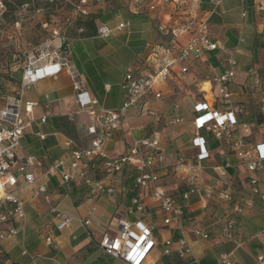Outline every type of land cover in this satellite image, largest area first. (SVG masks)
Listing matches in <instances>:
<instances>
[{
  "label": "crops",
  "instance_id": "0c3cea01",
  "mask_svg": "<svg viewBox=\"0 0 264 264\" xmlns=\"http://www.w3.org/2000/svg\"><path fill=\"white\" fill-rule=\"evenodd\" d=\"M113 3L119 4L126 15L125 18H121L120 15L114 13L112 17L116 19V23L118 20H127L130 25L122 32L101 39L96 36L97 26L101 22H108L111 26L116 24L112 25L111 20L108 19L111 16L104 14V10ZM145 3L143 0L142 7L136 13L128 9L129 4L126 0H104L101 4L91 7L90 15L84 20H93V30L90 34L76 39L69 48L68 57L71 59V66L77 71L89 96L98 101V107L116 109L121 106L123 95L119 87L123 76L134 70L136 66L140 64L143 66V63L137 61L144 58L148 49L158 45L156 43L158 23L163 19L168 20L166 25L177 29L172 18L169 21L164 15L168 9L150 13ZM198 8L202 10L198 16L201 19L208 18L211 40L216 42L221 49L205 52L198 60L173 65L167 82L158 87L162 99L154 101L148 98L144 101V107L153 115L141 116L136 110H129L126 118L122 120L121 128L115 131L107 142L106 150L110 156L114 157L125 153L135 140L158 138L160 148L165 154V164L157 169L159 185L179 202H181V194L186 190V183L185 187L171 188L165 184L162 177L168 171L170 160L174 159L177 163L179 159H182L179 154H175L176 151L185 149L191 154V159L186 160L185 163L195 168L199 188L197 194L190 196L187 202H182L184 213L181 225L161 227L159 225L160 216L154 205H148L143 215L129 217L130 220L138 219L148 224L159 225L155 231L157 248L145 264H220L221 255H227L230 264H256V257L264 254V201L257 196L252 197V206L246 207L242 215H237L232 212L231 204L204 196L205 189L228 188L236 202H243L251 198L249 178L252 174L240 165L231 150L229 141H215L206 134L207 132L202 137L206 140L205 148L208 156L205 160L198 159L199 149L192 142L194 138L192 122L195 116L192 106L199 99L198 93L188 95L187 128L170 144L164 142L157 132L150 135L144 132L149 122L158 121L164 114L165 110L161 109V105L171 99L172 94L169 92L171 84H176L179 89L184 81L191 83L200 73L207 72L211 74V78L220 74L222 71L220 64L225 61L229 52L234 53L238 65V74L231 83L234 84V90L230 89L231 84L229 86L232 96L235 95L238 90L235 86L236 80L240 77L237 83L243 85L247 76L246 73H240L242 65L240 62L248 61L244 57H249L245 47L237 48L238 35L243 34L247 46L254 48L259 40L264 38V0H220L217 5L200 0ZM243 12L246 14L245 18L241 17ZM72 30H68L67 34L74 32ZM149 30L155 32L152 37ZM185 37L179 35L178 40L182 43ZM57 42L56 38L53 43ZM161 43L162 41L159 44L160 54L168 59L173 58L175 51L169 48V43L167 42L166 45ZM140 48L144 50L142 57L137 55V50ZM120 53H123V58H125L121 66L110 67L108 57L118 56ZM208 64L216 68L214 73L207 71ZM184 66L187 68V73L181 74L180 69ZM212 86L215 95L216 84L212 82ZM69 89L71 92H66ZM25 99L35 103L31 113L33 122L25 130L20 147L15 151L16 155H32L42 162V166L34 168L33 173L38 183L47 182L49 200L61 213L73 219L90 218V229L94 239H99L105 233L115 234V221L119 216H125V209L129 206L130 198L133 196L132 181L123 193L125 189L121 185L120 175L133 169L124 167L119 174L101 178L104 184L113 187L114 192L111 196H90L89 189L79 182L74 183L75 192L71 194L69 191L73 186L63 185L58 175L47 176L46 173L55 162L65 159L71 150H85L90 147L86 128L92 124V121L85 112L75 113L72 81L66 71L37 82L26 93ZM3 102L4 100L0 98V107ZM48 102H50L49 107H47ZM218 108L223 107L218 106ZM43 116H46V120L40 123L39 119ZM236 116L240 123H246L240 119L239 111ZM189 126L191 130H188ZM187 133L190 138L183 145L179 144V140ZM263 139L264 136L261 135L251 136L249 140L257 143ZM66 144L69 146L66 147ZM205 169L211 171L205 172L203 171ZM222 169L225 170L226 175L220 177L219 173ZM256 176L259 179V191L264 193V171ZM79 186L83 189L80 192ZM147 192L145 191L144 195ZM14 195L24 203L25 230L16 237L0 241V264H30L29 258L21 254L23 249L35 257L36 264H121L90 244L75 220L71 221L68 227L57 231L53 226L48 205L41 196L34 195L31 186H23L16 190ZM228 223L233 224L230 238L225 235ZM195 229L206 232L208 240L195 238L193 236ZM45 237L51 238L50 246H46ZM181 237L190 243L192 257L196 262H192L190 256L179 258L175 253L167 256L162 254V243L165 240L170 239L176 242Z\"/></svg>",
  "mask_w": 264,
  "mask_h": 264
},
{
  "label": "built area",
  "instance_id": "2783aa9c",
  "mask_svg": "<svg viewBox=\"0 0 264 264\" xmlns=\"http://www.w3.org/2000/svg\"><path fill=\"white\" fill-rule=\"evenodd\" d=\"M11 1L0 0V16L4 14L6 6ZM103 1L25 0L21 5L23 10H30L32 16L36 17L43 12L40 2L51 7L67 9L69 12L64 17L60 28H48L47 22L41 24L43 29L48 28L51 38L27 55L20 66V81L17 87L11 86V80L2 76L3 71L0 65V98L4 100L0 107V241L24 233V203L14 195V192L23 186H31L34 195L41 196L48 205L53 226L57 231L68 227L70 222L75 220L82 228L89 243L104 254L121 264H145L157 248L155 231L158 226L168 228L181 225L184 213L182 202H187L190 196L197 194L199 188L195 168L185 163L183 159H179L176 163L174 171L183 174L187 185L186 190L181 194V202H179L159 185L157 169L165 164V154L160 148L158 138L135 140L125 153L114 157L110 156L106 150L107 142L112 138L113 133L121 128L122 120L126 118L129 110H136L141 116L153 115L144 107V101L148 98L154 101L162 99L158 87L167 82L173 65L198 60L205 52L221 48L209 36L208 18L201 19L198 16L199 13L196 12L200 0H144L147 11L150 13L168 9L164 15L169 21L172 18V11L182 10L181 8L188 5H190V10L187 16L182 17L184 22L181 21L179 26H176L177 29L168 27L166 25L168 20L163 19L158 23L156 26L158 45L152 47L151 55L159 59L153 65L151 58L147 57L143 66L140 64L123 76L120 83L123 95L121 106L116 109L98 107V101L89 96L77 71L69 64V45L62 35L67 28L89 16L91 7ZM126 1L129 4L128 9L133 13L138 12L142 7L143 0ZM206 1L211 5H217L220 0ZM19 16H21L20 13ZM245 16L243 12L241 17L245 18ZM172 21L177 25L175 18H172ZM129 25L127 20H118L114 26L108 22H101L96 28V36L106 39L128 29ZM15 26H19L18 21L15 22ZM78 32L82 33L83 29L79 28ZM179 35L186 36L182 43L178 40ZM56 38L58 42L54 44L53 41ZM164 39L168 40L169 48L175 51V56L171 59L160 54L159 44ZM237 42L238 44L244 42L242 34H239ZM237 66L234 53L229 52L225 61L220 64L221 73L214 75L211 79L206 77L202 82L203 86L206 83L209 84L208 92L212 95V99L208 100L207 91H203V87L199 88V99L192 106L195 115L192 122L194 136L192 142L199 149V160H205L208 156L205 148L206 140L200 135L201 130L211 134L215 141L227 140L231 143V150L240 165L252 174L249 178L251 198L236 202L228 188L205 189L204 196L229 203L234 214L242 215L246 207L252 206V197L257 196L264 201V193L259 191V179L256 176L264 171V139L257 143L250 142L251 129L247 124L238 121L236 116L238 110L231 103L232 93L229 86L238 74ZM62 71H66L72 81L75 113L85 112L92 121V124L86 128L90 147L85 150H71L65 159L51 165L46 175H58L63 185L79 182L89 189L90 196H111L114 192L113 187L104 184L100 178H96V171L101 169L109 177L121 173L124 167H131L135 172L131 185L135 194L130 198V204L125 209V216H119L115 221L116 233H105L99 239H94L92 235L90 218L73 219L51 204L47 195V182L38 183L33 173V169L40 168L42 162L35 156H18L15 153L20 147L25 130L33 122L31 113L35 103L25 99L26 93L37 82L54 77ZM207 71L214 73L216 68L208 64ZM180 73L186 74L187 68L182 67ZM212 82L216 84L215 95ZM49 105L50 102L47 107ZM218 106L223 108L219 109ZM45 120L46 116L39 119L40 123H44ZM68 146L69 144H66V147ZM225 175V170L222 169L219 176ZM145 191H148L146 195H144ZM148 205L155 206L160 216L159 225L129 219V217L143 215ZM8 224L10 225L7 226ZM232 231L233 224L228 223L225 230L227 238L231 237ZM193 236L197 239L208 240L207 233L200 229L193 230ZM44 242L46 246H50L52 240L50 237H45ZM171 253H175L179 258L190 256L192 262H196L192 257L191 245L184 237L176 242L167 239L162 243V254L167 256ZM21 254L29 258L30 264H36L35 257L25 249ZM219 262L230 264L227 255H221ZM256 264H264V254L256 257Z\"/></svg>",
  "mask_w": 264,
  "mask_h": 264
},
{
  "label": "rangeland",
  "instance_id": "374dc122",
  "mask_svg": "<svg viewBox=\"0 0 264 264\" xmlns=\"http://www.w3.org/2000/svg\"><path fill=\"white\" fill-rule=\"evenodd\" d=\"M25 0H12L6 6V11L2 16H0V65L2 66V71L5 72L2 75L5 79L11 80V86L16 84V80L6 78L5 75H12L17 79L21 73L20 66L27 57L29 53L37 50L44 42L51 38L50 31L48 28L57 27L60 28L63 25L64 17L68 14L67 9H61L60 7H51L45 5L44 2H40V6L43 7V12L39 16H32L30 10H23L21 8L22 3ZM182 9V8H181ZM172 18L177 20V25L182 21V10L177 9L172 11ZM19 13L21 16H19ZM120 15L121 18H125V13L122 7L119 4H111L109 8L104 10V14L109 15L108 19L111 20V24L116 23L113 14ZM19 22V26H15V22ZM87 20H80L74 25L66 29V32L62 35L66 39L69 48L71 44L79 38L84 37L85 33L88 31V27L84 26V23ZM47 22L48 28L43 29L41 24ZM82 28L83 32L79 33L78 29ZM73 29L72 33L67 34V31ZM155 32L149 30V34L152 37ZM116 34V33H115ZM156 40L158 35L156 32ZM239 36V35H238ZM244 42L238 44L237 48L245 47L249 57H244L248 61L242 60L240 64V73H246L247 76L243 81V85L237 83L235 86L238 88L236 94L232 96L231 103L234 108H237L239 111L240 119L243 122L249 124V127L252 132L253 137L264 136V38L259 40L258 45L247 46V41L245 36L242 34ZM168 38V36H167ZM113 43V41H109ZM168 40H162V45L167 44ZM144 50L140 48L137 50V55H143ZM123 53H120L118 56L111 55L108 57V65L111 67L113 65L121 66L123 63ZM142 57V56H141ZM69 58V64L72 65L71 59ZM239 62V61H238ZM15 66V68L13 67ZM203 76V77H202ZM240 76V75H239ZM208 77L211 79V74L207 72L204 74H198L193 79L191 83L181 84L179 89H177L176 84H171L169 87V92L172 94L171 99L165 104L161 105V109H164V114L161 115L158 121L152 120L149 122L148 126L144 128L146 135H150L153 132H157L162 136L163 141L167 144H170L172 140H175L178 136L182 135L187 128L188 114L186 113L189 110L188 95L190 93L197 94L200 87H203L207 91L206 98L208 100L212 99V95L208 92L209 84L202 85V82ZM119 80V79H118ZM120 88V87H119ZM231 90H234V84L230 86ZM66 92H71L69 89ZM235 92V91H234ZM173 102V106L171 103ZM175 106H177L175 108ZM164 115V117H163ZM177 120V122H176ZM190 129V126L188 127ZM190 135L187 133L181 140L179 144L183 145ZM176 155H180L184 161L191 159V154L188 150L181 149L175 152ZM176 158V156H175ZM168 171L166 175L162 178L165 180L167 186L173 187H185L186 180L183 179V174H179L174 171L176 166V161L170 160ZM205 172H210L211 170L205 169ZM221 172V171H220ZM133 171L127 170L120 175L122 181L121 185L124 186V192L129 188L131 182V175ZM109 177L103 170L96 171V178ZM217 207L215 206V209Z\"/></svg>",
  "mask_w": 264,
  "mask_h": 264
},
{
  "label": "trees",
  "instance_id": "16d2710c",
  "mask_svg": "<svg viewBox=\"0 0 264 264\" xmlns=\"http://www.w3.org/2000/svg\"><path fill=\"white\" fill-rule=\"evenodd\" d=\"M189 6L190 5H188V6H184L183 8H182V16L183 17H185V16H187L188 15V11L190 10V8H189ZM202 10L200 9V8H198L197 10H196V12L197 13H200ZM182 22H184V20H182ZM84 26L87 28L88 27V32H86L85 34L87 35V34H90L91 33V30H93V26H94V24H93V20L92 19H89V20H87V21H85V23H84ZM151 49H152V47L150 48V49H148V51H147V53H146V55L144 56V58H140L137 62L138 63H144L145 62V59L147 58V57H150L151 58V61H152V63H153V65H154V63H156L157 62V60L159 59V58H156V57H154V56H152L151 55ZM153 67V66H152ZM5 74V72H2V75H4ZM5 77L6 78H10V79H13L14 78V80H16V84H14L13 86H15V87H17L18 86V84H19V81H20V75H19V77L17 78V79H15V77H12V75H5ZM244 124H247V123H244ZM248 125V124H247ZM249 126V125H248ZM206 133V131L205 130H201V132H200V135L201 136H204V134ZM206 134H208V136H211V134H209V133H206ZM212 137V136H211ZM204 138V137H203ZM207 138V137H206ZM133 171V170H132ZM134 171H133V173H132V177H131V181L133 182V179H134V177H135V175H134ZM132 185V184H131ZM70 186H73V188L69 191V192H71V194L73 193L74 194V192H75V185H74V183H70ZM82 186H79V192L80 191H82L83 189L81 188ZM131 193H132V195L134 196V194H135V192L132 190V188H131ZM130 197V196H129ZM1 254V253H0Z\"/></svg>",
  "mask_w": 264,
  "mask_h": 264
},
{
  "label": "bare ground",
  "instance_id": "6f19581e",
  "mask_svg": "<svg viewBox=\"0 0 264 264\" xmlns=\"http://www.w3.org/2000/svg\"><path fill=\"white\" fill-rule=\"evenodd\" d=\"M203 91H206L205 89H203Z\"/></svg>",
  "mask_w": 264,
  "mask_h": 264
}]
</instances>
